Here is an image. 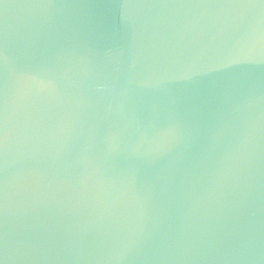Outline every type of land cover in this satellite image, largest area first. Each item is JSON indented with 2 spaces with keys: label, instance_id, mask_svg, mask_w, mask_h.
Instances as JSON below:
<instances>
[{
  "label": "water",
  "instance_id": "95a60500",
  "mask_svg": "<svg viewBox=\"0 0 264 264\" xmlns=\"http://www.w3.org/2000/svg\"><path fill=\"white\" fill-rule=\"evenodd\" d=\"M0 264H264V0H0Z\"/></svg>",
  "mask_w": 264,
  "mask_h": 264
}]
</instances>
